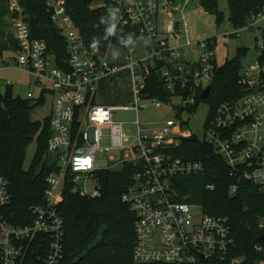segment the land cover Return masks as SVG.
<instances>
[{"label":"built area","instance_id":"1","mask_svg":"<svg viewBox=\"0 0 264 264\" xmlns=\"http://www.w3.org/2000/svg\"><path fill=\"white\" fill-rule=\"evenodd\" d=\"M42 1L64 42L65 57L59 62L45 40L32 36L19 1L8 0V10L15 43L13 64L33 79L26 96L35 103L45 94L52 98L45 160L54 168L44 179L43 202L30 206L32 217L21 223L6 216L11 197L8 180L0 174V264H24L35 251H43L40 264H60L64 225L58 203L64 186L68 184L80 196L96 197V171L124 161L141 163L121 194V201L134 216L133 261L244 264V258L234 254L235 239L228 217L205 214L200 205L178 198L173 179L204 171L201 161L174 157L168 151L178 147L182 138L194 136L184 129L186 122L167 119L164 126L148 129L138 117L139 109L147 107L143 101L156 108L165 104L147 91L152 74L169 93L165 105L176 111H190L211 92L210 84L221 65L213 52L216 39H189L184 19L187 1L91 0L89 8L103 18L102 26L95 22L94 27H102L110 39L103 49L97 41L84 40L64 0ZM246 24L261 38L256 61L252 65L240 63L234 94L213 109L208 103L204 135L199 140L211 145L222 158L234 181L228 188L231 195L242 181L264 191V5L248 17ZM139 40L147 41L146 55L141 58L135 57ZM192 44L199 47L196 58L188 57ZM116 49L122 50V59L110 52ZM0 62L10 61L1 56ZM120 69L128 71L131 99L123 104H98L99 80L113 81ZM208 86V94L202 99ZM34 87L40 90L37 97L33 96ZM120 109L135 114L131 123L136 131L128 145L124 144V122L112 118V112ZM115 150L121 151L122 157L109 154ZM103 153L108 163L100 167L98 156ZM90 179L92 192L85 188ZM256 225L264 231V214ZM254 247L262 255L257 264H264V244Z\"/></svg>","mask_w":264,"mask_h":264},{"label":"trees","instance_id":"2","mask_svg":"<svg viewBox=\"0 0 264 264\" xmlns=\"http://www.w3.org/2000/svg\"><path fill=\"white\" fill-rule=\"evenodd\" d=\"M7 1L0 0V16L5 12L4 3ZM18 1L32 36L45 40L56 61H61L65 57L64 42L50 22L43 1ZM64 1L84 40L97 41L103 49L110 39L104 35L102 27L99 30L94 27L95 22L102 26L103 18L98 11L89 8L91 0ZM197 2L205 12L215 15L217 25L221 23L223 13L218 9L217 0ZM226 3L229 23L239 28L264 5V0H226ZM5 39L0 28V57L7 45L15 47L13 39H8V44ZM245 51V48H237L234 57L224 60L216 70L206 100L212 109L238 90L236 79L240 56ZM147 91L165 104L169 100V93L162 88L155 74L148 80ZM30 101L13 96L9 85L0 94V174L9 183L11 200L6 216L15 223L30 220L29 207L43 202L44 179L54 168L45 160L50 134L49 115L42 120L30 118L31 110L42 103L43 98L32 107L28 106ZM33 140L36 141L35 151L29 166L24 168L25 151ZM168 151L174 157L201 161L204 166L203 174L173 179L178 198L200 205L205 214L228 217L235 239L234 254L242 256L244 264H257L262 255L254 246L256 243L264 244V231L257 228L256 220L264 214V191L242 181L238 183L237 191L229 194V185L234 181L228 176L222 158L211 145L195 136L182 138L178 147ZM140 168V162L124 161L122 169L117 172L110 169L96 171L99 184V195L96 197L80 196L73 193L68 184L64 186L58 203L64 225L60 264H162L136 263L131 255L134 216L121 201V194ZM43 255V251L31 252L24 264H40Z\"/></svg>","mask_w":264,"mask_h":264},{"label":"rangeland","instance_id":"3","mask_svg":"<svg viewBox=\"0 0 264 264\" xmlns=\"http://www.w3.org/2000/svg\"><path fill=\"white\" fill-rule=\"evenodd\" d=\"M187 1L184 7V19L188 29V36L191 41H198L205 38H210L215 41L214 56L218 64H222L224 60L234 57L237 48H245L246 51L240 56L243 64L252 65L256 61L258 47L261 45V38L258 31L248 27L246 24L243 27L236 28L228 21V7L226 0H217L218 9L223 13V20L220 24H216L215 15L205 12L197 0H180ZM2 2V1H1ZM5 12L0 16V28L6 38L13 39V27L10 21V14L7 10L8 1L4 3ZM146 40L136 41L135 57L141 58L146 55ZM2 53V57L10 62H0V94L4 92L6 85H9L13 96L27 98L26 94L29 86L33 83L32 77L20 66L13 64V51L7 50ZM116 59H122V50L116 49L110 51ZM199 53V47L192 44L189 49L188 57L196 58ZM110 57V55H108ZM113 81H107L102 78V82L97 85V103L108 104H123L131 99L132 93L129 85L128 71L126 69L118 70L113 77ZM40 93L38 87H34L33 96L37 97ZM174 102L178 99L174 98ZM52 98L49 94L44 95L42 103L35 106L30 112L31 120H42L50 113ZM147 107L140 108L138 117L143 124V128L153 129L162 127L167 119L186 122L185 128L191 132L198 140H201L204 135V123L208 113V102L206 100L199 101L197 105L190 111L173 110L167 105H162L156 108L151 102L143 101ZM102 105V104H101ZM112 118L124 122L123 128L127 133L125 145L131 142L132 135L135 133V126L131 123L135 114L132 111L116 110L112 112ZM103 144H108V140H102ZM36 147V141L33 140L26 148L23 167L27 168L31 162ZM126 151H123L125 154ZM109 154L122 157L121 151H110ZM107 155L98 156V164L100 167L107 166ZM85 188L88 192L94 190L92 180L85 183Z\"/></svg>","mask_w":264,"mask_h":264},{"label":"water","instance_id":"4","mask_svg":"<svg viewBox=\"0 0 264 264\" xmlns=\"http://www.w3.org/2000/svg\"><path fill=\"white\" fill-rule=\"evenodd\" d=\"M208 91H209V86L206 87L203 90V92L201 94V98L202 99H205L206 98V96L208 94ZM34 105H35V101H30L29 104H28L29 107H32ZM172 106H173L174 109H178V106L177 105H172ZM121 169H122V164H117L116 166L112 167L110 170L113 171V172H117V171H119Z\"/></svg>","mask_w":264,"mask_h":264},{"label":"crops","instance_id":"5","mask_svg":"<svg viewBox=\"0 0 264 264\" xmlns=\"http://www.w3.org/2000/svg\"><path fill=\"white\" fill-rule=\"evenodd\" d=\"M12 49H13V48H8L7 50L11 51ZM4 51H5V50H4ZM4 51H3V52H4ZM3 52H2V53H3ZM1 55H2V54H1ZM104 80H105V79H104ZM101 82H102V79L99 80V83H101ZM95 99H96V102H98V101H97V92H96V97H95ZM100 104H108V102H107V103H106V102H105V103H100Z\"/></svg>","mask_w":264,"mask_h":264}]
</instances>
